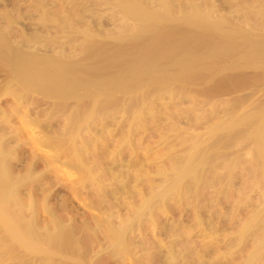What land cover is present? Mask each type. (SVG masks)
<instances>
[{
  "label": "bare ground",
  "instance_id": "1",
  "mask_svg": "<svg viewBox=\"0 0 264 264\" xmlns=\"http://www.w3.org/2000/svg\"><path fill=\"white\" fill-rule=\"evenodd\" d=\"M7 1L9 2L10 0H0V102L3 100L11 104L8 106L6 103L8 107L0 111V264H124L125 259L131 258L130 260H135V249L136 251L158 249V251H154L157 253L156 255H154V252L149 254V262H153V264H185L187 259L185 255H190L192 250L184 246L185 248L180 253L175 252L176 254H174L172 247H175L178 242V238L176 239L175 237L177 236H174V234L168 235V240L170 241L171 239L172 242L169 244L170 246L168 245L167 248H164L165 254L161 251L163 255L160 253L161 243L155 244V241L151 242L150 234L155 229L159 230L158 219L162 215L170 214L171 212L176 213L175 210H177L178 214H181L179 212H186L189 210L187 207H190L191 214H189L193 221L190 226H198V233L204 236L206 231H203V222H205V219L203 220L202 218L203 211L205 215H208L207 218H212L216 212L210 209L222 201L227 203V198L231 197V188L236 187L239 182L243 184H241L242 189L236 190V193H239L241 197H235L237 200L236 204L232 205V207L235 206L233 212L239 211L240 213V208L242 207L245 210L248 207H259L258 210L253 211L251 218H247L245 226L237 233L235 232L238 238V248L240 245L241 247L245 245L246 242L250 243L247 241L249 238L255 242L251 244L253 245L251 254L244 256L245 258L242 256L241 264H264V0H236L239 2L237 5L240 13L238 18L244 24L243 28L230 27L227 22L222 20V22L220 21L221 23L218 22L220 24H216L208 16L203 17V15V18L200 17L202 19L200 21L201 28H197L200 30L198 46H201V53L198 51V54H201L200 57H202V83H206L208 86L207 83L210 84L215 78L216 81L214 82H217L212 87L210 85L207 89L204 88V92H202L203 104L206 110L202 114L201 120H203L202 123L206 122L208 125L215 127L209 131V136L207 134L208 139L205 141L201 140L202 138H188V142H183L184 145L182 146H184V150L186 149L185 153L182 156L171 157L173 163L171 162L169 164L171 166L164 172L157 171V174H152V172L150 173L152 175L149 173H144V175L141 171V173L135 171L131 176L128 171L120 173V171L116 170V172L112 171V169H115L113 167L117 165L120 167H122L121 165H126L125 163L122 164L125 153L126 155L127 153L134 155L133 160L131 158L126 161L131 168L141 162L139 156H137L138 149H135L132 141L140 132L148 131L145 128L146 126L142 125L150 114L146 115V113H143V105L147 101L149 102L150 99L152 100L153 96L151 94L153 92H159L160 96L162 88L172 94L181 92V87V89L177 87L178 90L173 88L171 84L174 82L173 80L178 79L179 81L188 82L193 79L184 72L178 76H173L169 70V74L162 73L159 75L157 73L159 77L155 78L149 72L146 73L147 67L145 68V73L139 70L138 72L140 73H138L135 70V73L124 74L122 70L129 66L126 63H122L123 61L121 62L122 64L119 62L123 59V56L121 58L122 54L118 55L121 49L117 50L116 48L115 50L118 52H115H117L119 56L117 58H120V60L117 58H114V60H118L116 65L120 63L121 65H118L120 67L124 66V69L120 70L122 72L120 75L114 76L112 70L115 69L116 65L112 68L111 65L105 64L106 62L104 63L103 60L102 63H95L96 61L93 59L96 56L99 59V56H102L101 54L103 53V47L96 48L93 46L97 41H93L94 44L89 40V43H91L88 45V36L86 42L91 48H88V46H86L87 48L84 47L86 45L84 39H80V43L76 42L77 46H75L73 42L78 37L69 34L72 33V29L69 27L68 29L71 32L65 33L68 29L66 28L67 25L63 23L64 20L61 22L62 20H57V17L52 19V17L40 13L39 17H36L37 22L33 23L32 15L20 14L21 10L19 11V9L21 7L19 8V4L17 5L18 7H15L16 4H14V7L11 6L12 9H10L6 7ZM107 1L109 2L107 4L113 2L114 5H117V8L119 7L124 15L127 14L132 19L135 18L136 20H133L135 23L152 10L151 5L149 6L151 10L148 11L145 0L142 3L141 0H106L105 2ZM225 1H222L223 5L220 9L225 8L223 7L224 5H231V3L224 4ZM38 5L35 8L41 11V6ZM8 6H10L9 3ZM142 7L143 9H148L145 15H143L144 12L139 10ZM231 7L228 6V9L232 10ZM41 12L44 13V11ZM150 15L152 14L150 13ZM150 15H147L148 18ZM162 15H165L162 16L163 20L160 18L161 15L157 16V13L154 14L153 12L151 19H147L146 16L145 20L147 19V21L144 22L150 21L148 23H151L159 17L162 23H165L166 21L164 20L167 19V14L163 13ZM196 18L193 17V20H196ZM195 20L194 23L198 19ZM140 22L142 23V21ZM135 23L133 24L135 25ZM141 23L140 25L139 22L137 23L139 27L132 24V26L137 27V30L140 28L137 34L140 33L141 35L138 34L136 35L137 37L142 36L143 33L149 30L146 26H141ZM153 24L158 25L157 23ZM159 24L157 29H163L160 27L163 24ZM123 25L125 27L127 24ZM189 25L190 27L192 26L191 24ZM247 25L248 27L245 28ZM132 26L130 27L132 28ZM149 26L147 27L149 28ZM184 26L183 28H185ZM193 26H198V24H193ZM136 29L134 32H136ZM142 29L146 31L143 32ZM176 29L178 28H172V31L174 32ZM63 30L66 31L63 32ZM184 30L183 33L188 34V36L191 34L190 37L186 35L188 37L186 42L188 43L189 40L192 41L190 39L192 33H187L190 31L188 28ZM58 32L61 33L59 34ZM159 32L163 34L164 29ZM159 32L157 35L161 34ZM176 32L174 33L176 34ZM167 33L163 35L168 39L176 36L170 32L172 34L169 37L166 36ZM85 34L87 35V33ZM154 34L157 36L156 33ZM53 35L55 38L52 37ZM59 35H65L61 37L62 39L67 37L69 43H65L66 41L64 42L60 39ZM163 35L160 36L165 39ZM57 36L60 40L57 39ZM81 36L83 37V35ZM133 36L135 35L133 34ZM155 36L152 37L154 45L164 42ZM182 36H178V38L180 39ZM184 37H182V42ZM140 38V40L144 41L142 37ZM133 39L135 40L136 38L134 37ZM147 39L146 41H148ZM171 39L169 40L171 41ZM140 40L135 41L137 43ZM146 41H144V44H146ZM170 41L167 43L172 44L174 38ZM196 41V44H198V39ZM176 42L181 45L179 43L181 40H176ZM99 44L98 46H100ZM150 44L152 45L153 43ZM174 44L177 43H173V46ZM161 45L164 44L161 43ZM180 45L178 46L179 48ZM133 46H135V43ZM75 47H79L78 55ZM166 47L172 50V45L168 46L166 44ZM178 47L177 50L179 49ZM80 48L82 51H80ZM167 49L165 50L167 51L166 54L168 53ZM177 50L173 49V52H177ZM179 50V52L182 51L183 53L185 51V56H188L184 48V51L182 49ZM124 52L122 51V53ZM183 53L181 54L182 58L177 55L181 60L183 59L182 68L185 71L189 65L186 66L184 64L185 62L188 63V61H185L188 58ZM190 53L187 54L191 55ZM140 55L138 54V56ZM148 55L150 56V54ZM173 56L172 58L170 57L171 62L172 59L177 57L174 56L173 58ZM178 57L176 59L177 66L180 60ZM157 58L159 59V57ZM153 61L151 62L154 66L156 65L155 63H160L155 62L158 60H155L154 63ZM112 63L115 64V61L110 64ZM179 67L182 69L181 66ZM162 68L163 66H161ZM156 70H151V74H155ZM124 72L127 73L128 70H124ZM185 72L187 73V71ZM217 77L219 78L218 80ZM152 82L157 85L154 84L155 87L152 85L150 90L144 88L145 85L149 86L148 84ZM238 92H244L245 94L231 97L228 100L220 99L218 106L215 105V101L213 102L215 96L227 95L228 97ZM126 95H130L128 102L125 101ZM159 98L161 99V97ZM162 99L164 98L162 97ZM41 105L45 108L43 107V109L39 110V114H43L45 120L49 122V120L57 118V121L63 122V126H52L51 123L54 121L50 122V124H46L47 122L45 121L46 126H42L43 121L42 125H40L43 128L34 131L35 127L38 126H35L34 122L26 118L28 117L27 113L25 114L24 112L22 116L20 111L22 112L30 106L37 108ZM151 105L150 109H153L154 104L152 107ZM197 106L199 109L203 107V105L201 107L200 105ZM198 107L194 105L189 113L191 112L190 114H192L194 108ZM199 109H195V111L198 112ZM31 110L30 112L34 113L32 108ZM19 113L21 116L18 117L24 119L23 123L21 126H17V124L13 126L11 124V115H18ZM55 114H58V116L56 117ZM117 115L127 118L132 116V125L124 126L126 124L124 123L125 121L121 120L120 122L119 120L120 124L116 123L117 126H113L112 121L116 120L114 118L118 117ZM123 117L122 119H124ZM25 118L28 120H25ZM36 118L35 120L38 119ZM152 119L154 120V118ZM194 119L192 122H194ZM125 120L127 121L126 118ZM211 121L214 124H211ZM195 122L196 124L198 123L197 121ZM45 127L51 128L49 132L51 133L52 131V136L44 137L40 134H43L44 131L47 133V129H44ZM26 128L30 129L33 141L30 138H27L30 139V141H27L25 135V140L22 139L24 132L28 134ZM174 129L177 130V128ZM49 132L47 134L51 135ZM177 132L176 135L178 136L179 132ZM114 136H118V139L111 147V141ZM180 136L182 137V135ZM13 142L14 145H12ZM33 144L35 147H39L43 153L47 152L46 150L48 149V151H55V154L49 156V153H47L48 156L44 157L42 154L39 155V153H34L33 151V153H28V148L32 147ZM235 146H238L236 149L240 147L245 149L244 156L246 155L247 158L243 157L242 150L239 152L240 154L237 153L238 150L233 152V147ZM35 149L37 150V148ZM232 152L235 153L233 157L231 155ZM61 156L65 157V162H61V164L67 166L65 169L68 168V170L63 172L65 177L69 179L73 175L70 173L71 170H74L77 174L76 184L71 187L67 185L66 187L62 183V175H60L62 178L60 180L55 177V174L58 176L55 162H60ZM62 160L64 161V159ZM159 164L157 165L159 166ZM147 174L148 176L150 175L149 179L151 182L148 181L147 177H143ZM151 176L154 179L156 177L159 179L158 183L154 182L156 179L153 181L155 186L152 185L151 179L153 178ZM148 182L151 183V186ZM61 192L64 197L60 196L63 195ZM71 196L77 200V203L82 202V206L86 208L87 212L94 209L98 212V215L90 211L93 215L89 212V215L84 211L80 212V208L77 207L78 204L77 206L75 205L76 203H74L76 207L74 205V207H67L69 203H72ZM208 196L210 197L208 198ZM55 208H57L56 211ZM165 217L167 216L165 215ZM222 217H219V219H222ZM168 221L170 222V220ZM190 226L186 227L189 231L192 229ZM151 227L153 229H150V231L149 228ZM172 236L176 240L170 238ZM226 245H228L226 248L236 246L230 241ZM195 248L198 249V247ZM235 250L237 251L238 249ZM210 251L208 248H205V250L201 249V252L195 253L194 256L192 254L193 258L188 256L187 262L192 258L189 261L190 263L195 260L198 264H205V257ZM193 252L195 251L193 250ZM103 254L106 255L105 259H109L105 260V262L110 261L109 263H102L100 259L103 258L100 257ZM153 255L156 256V259Z\"/></svg>",
  "mask_w": 264,
  "mask_h": 264
},
{
  "label": "rangeland",
  "instance_id": "2",
  "mask_svg": "<svg viewBox=\"0 0 264 264\" xmlns=\"http://www.w3.org/2000/svg\"><path fill=\"white\" fill-rule=\"evenodd\" d=\"M95 1V2H94ZM102 1V2H101ZM106 0H10L8 3H9V5L10 6H8V3H7V5H6V7L8 8H10V9H12V7H14V4H16L15 5V7H18L19 6V11H20V14H22V15H26V16H30V15H32L31 17H33V19H34V22L33 23H35V22H37L36 20H37V18L39 17V15H40V13L41 14H44V15H47V16H49V17H52V19L54 18V17H57V20L58 19H61V20H59V21H61V22H63V20H64V22L63 23H65V25H67V29H68V27L69 28H71L72 29V33H69V34H71V36L73 35H75L76 37H78L76 40H75V42H73V43H75V46H77V43H80V39H84L85 40V42H86V40H87V38H88V36H89V38H88V45L91 43H89V40L90 41H92V43H94V42H96V44L95 45H93L94 47H96V48H98V47H103V53L101 54L102 56H99L100 58L98 59V57L96 56L95 58H93L94 60V62L95 63H102L103 61H104V63L105 64H109V65H111L112 66V68H114L115 67V65H116V62H118V60H114V58H117V57H119L121 54V58H122V56H123V59H121V61H119L120 63L122 62V63H126L127 64V66H129L128 68H125L124 69V66L122 67H120L119 65H121L120 63H118L117 65H116V67H115V69L116 68H118L119 69V71H118V69H113V70H115V71H113L112 70V72L114 73L113 75L114 76H118V75H120V73H122L120 70L121 69H124L125 71L126 70H128V72L127 73H125L124 72V70H122L123 71V73L124 74H129V73H135V70L138 72V70L140 71V72H143V73H145L144 71H146V67H147V72L146 73H148L149 72V74L151 75V76H153V77H159V75L160 74H162V73H164V74H169L170 72V74L171 75H173V76H178L180 73H182L183 74V72L186 74V75H189V77H191V79H193V80H190V81H188V82H185V81H182V80H173L172 82L173 83H171L172 84V86H173V88H175V89H177L178 90V88H182V91L181 92H179V93H171V92H169L168 90L166 91V89H164V88H162L161 89V92H160V96H159V92H156V93H152L151 95L153 96V97H155L154 99H153V97H152V100L150 99L149 100V102L147 101L146 103H145V105L147 104V106H145V105H143V113H146V115L147 114H150V115H148V120H147V118L143 121V125L142 126H146L145 128H146V130H148V131H146V132H144V133H142V132H140L139 134H137L134 138V140L132 141V145L133 146H135V149L137 148L138 150H137V156H139V158H140V160H141V162H140V164H137V166L135 165H133V168H131L130 166H129V164H128V162L126 163V161H128V159H131V160H133L134 158V155H129L128 153H127V155H126V153H125V155H124V157H123V159H122V164H126V165H121L122 167H120V166H114L113 168H115V169H112V171H120V173L122 172V173H126V171H128V173L130 174V176L132 175V173H134L135 171L136 172H142V174H144V173H152V174H154V173H156L157 171H161V172H164L165 170H167L171 165H169V164H171V162L173 163V161H172V158H175V156H179V155H183L185 152L184 151H186V149L184 150V146H182V145H184L183 144V142L184 143H186V142H188L189 141V139H194V138H202L201 140H207L208 139V136H209V131L212 129V128H214L215 126H210V124L208 125V123H206V122H204V123H202L203 122V120H201L202 119V114L204 113V111L206 110V108L204 107V104H203V102H204V99H203V96H202V92H204V88L205 89H207V87L208 86H210V87H212L215 83H217V82H214V81H216V78L213 80V82H210V84L209 83H207L208 84V86L206 85V83L204 84V83H202L203 82V80H202V57H200L201 56V54H198L199 52L198 51H200V48H201V46L199 47L198 45H199V42H200V36H199V32H200V30H199V28H197V27H200L201 26V24H200V21H202V19H200V17L201 18H203V17H206V16H208L209 17V19L212 21V22H216V24H220L222 21H224V22H227L228 24H229V26L230 27H238V28H240V27H242L243 28V26H244V24L241 22V20L238 18V16L240 15V13L238 12L239 11V8H237V5L239 4V0L238 1H236V0H226L225 1V3L224 4H230L231 3V5H228V6H232L231 8H232V10H234V11H232V10H229L228 9V6L227 5H224L223 7H225V8H223V9H220V7L223 5L222 4V1L223 0H145L147 3H146V7L149 9H143V7H142V9H139L140 11H142V12H144V14L143 15H145V12L148 10V11H150L151 10V8H152V10H153V12H154V14H156L157 13V16H160L161 15V17L160 18H162V20L164 19L162 16H165V15H162L163 13H165V14H167V19L166 20H164V21H166L165 23H162V21L159 19V17L157 18V19H155L153 22H151V23H148V22H150V21H148V22H144V21H147V19H151L150 17L153 15V12H152V10H151V12H148L149 14H147L146 13V16L147 15H150V13L152 14V15H150V17L148 18V16L146 17L147 19L145 20V17L144 18H142L140 21H142V23L140 22V21H138L139 22V25H140V23H141V26H146V28L147 29H149V30H147L146 28V30L144 29H142L143 30V32H148V33H143L142 34V36H140V37H142V39H144V41H146V38H148L147 40L148 41H146V44H144L145 42L144 41H142V40H140L141 38L138 36H136V35H141L140 33H138L137 34V31H140L139 29L137 30L136 28L137 27H134L135 25H137L138 27H139V25L137 24V23H135V21H133V20H136L135 18L134 19H132V17L130 18L127 14L126 15H124V13H122V11H121V9H119V7L117 8V5H114L113 4V2L112 3H110V4H107V3H109L108 1L107 2H105ZM18 2V3H17ZM21 2V3H20ZM142 2H144L143 0H141V3ZM220 2V3H219ZM97 3V4H96ZM104 3V4H103ZM19 4V5H18ZM39 4V5H38ZM41 4V5H40ZM145 4V3H144ZM143 4V5H144ZM148 4V5H147ZM18 5V6H17ZM36 5H38V6H41V11H44V13L43 12H41L39 9H37V8H35V7H37ZM113 5V6H112ZM152 5V7L150 8L149 6H151ZM12 6V7H11ZM227 6V7H226ZM219 7V9H217ZM131 8V7H130ZM230 8V9H231ZM236 8H237V10H236ZM1 9V8H0ZM9 9V10H10ZM117 9V10H116ZM125 9H127V8H125ZM8 10V9H7ZM130 10V9H129ZM131 10H132V8H131ZM219 10V11H218ZM227 10H229V12H227ZM34 11V12H33ZM37 11V12H36ZM126 11V10H125ZM36 12V13H35ZM46 12V13H45ZM156 12V13H155ZM220 12V13H219ZM238 12V13H237ZM24 13V14H23ZM37 13H39V14H37ZM119 13V14H118ZM161 13V14H160ZM197 15H196V14ZM226 13H227V16H226ZM234 14V15H232V14ZM129 14V13H128ZM198 14H200V15H198ZM229 14H231V15H229ZM239 14V15H238ZM55 15V16H54ZM67 15V16H66ZM204 15V16H203ZM225 15V16H224ZM229 15V16H228ZM61 16V17H60ZM128 16V17H127ZM203 16V17H202ZM37 17V18H36ZM126 17V18H125ZM193 17L194 18H196V20H197V22H195L194 23V20H193ZM36 18V19H35ZM94 18V19H93ZM92 19H93V21H92ZM72 20V21H71ZM78 20L80 21L79 23H78ZM123 20H126V21H123ZM193 20V21H192ZM195 20V21H196ZM222 20V21H221ZM77 21V22H76ZM168 21V22H167ZM221 21V22H220ZM231 21V22H230ZM233 21V22H232ZM28 22V21H27ZM26 22V23H27ZM69 22V23H68ZM127 24L125 27H124V25L122 24ZM125 22H127V23H125ZM143 22H144V24H143ZM218 22H220V23H218ZM223 22V23H224ZM62 23V24H63ZM74 23V24H73ZM77 23V25H75ZM121 23V24H120ZM133 23H135V25L133 24ZM153 23H157L158 25L156 26V24H153ZM159 23H161V24H163V25H161L160 27H162L163 29H164V32H163V34H166L167 32L168 33H170V32H172L173 34H175L174 32H182L183 33V31H185L184 29H186V28H188L189 30V32H187V33H192V36H191V38L190 39H192V41L191 40H189V42L187 43L186 41H188V40H186V39H188V37H190V35L191 34H189V36H188V34H186V33H177L176 32V36H174V37H172V39L174 38V42L172 41V39H171V34L172 33H170V34H168L167 33V35L166 36H169L170 38L169 39H171V41H172V44L170 43H167L168 41H170L168 38H166L161 32H159V31H163V29H161V30H159V29H157L158 27H159ZM185 23H186V25H185ZM187 23H188V25L189 24H191L192 26H193V24L194 25H196V24H198V26H191L190 27V25L188 26L187 25ZM227 23H225V24H227ZM232 23V24H231ZM238 23V24H237ZM241 23V24H240ZM79 24V25H78ZM132 24L134 25V26H132ZM231 24V25H230ZM129 25V26H128ZM150 25V26H149ZM165 25V27H163ZM185 25V26H184ZM127 26H128V28H127ZM130 26H132V28L130 27ZM147 26H149V28L147 27ZM170 26V27H169ZM173 26V27H172ZM183 26L185 27V28H183ZM152 27H153V29H152ZM168 27V28H167ZM178 28L179 29V31H178V29H176V31L174 30V32L172 31V28ZM194 27H196V28H194ZM248 27V25L245 27V28H247ZM126 28V29H125ZM151 28V29H150ZM170 28H171V31H170ZM201 28V27H200ZM86 29H88V30H86ZM134 29V30H133ZM135 29H136V32H134L135 31ZM195 30V29H197V30H195V31H193V30ZM153 30H155L154 32H152ZM181 30V31H180ZM66 31V30H65ZM64 30H63V32H65ZM82 31V32H81ZM89 31V32H88ZM122 31H124V32H122ZM62 32V33H63ZM68 32H71V30L70 29H68V31L67 32H65L66 34L68 33ZM77 32H79V33H77ZM133 32V33H132ZM151 32V33H150ZM158 32L159 33H161L160 35H163V38L165 37V39L167 40L166 42H165V39H162V36H160V35H157L158 34ZM166 32V33H165ZM59 34L61 33V32H58ZM85 33H87V35L85 34ZM119 33H121V34H123V35H119ZM142 33V32H141ZM153 33V34H152ZM154 33H156V35L157 36H155V34ZM64 34V33H63ZM131 34H132V36H131ZM133 34L135 35V36H133ZM180 34V35H179ZM50 35H52V33H50ZM54 35H56V33H54ZM54 35L52 36L53 38H55L54 37ZM81 35H83V37L81 36ZM119 35V36H118ZM155 36V37H159L161 40L160 41H164V42H159V46L156 44V45H154V42H153V36ZM182 35H184V36H186V37H184V36H182ZM62 36V35H61ZM60 35H59V37H60V39H62V37H64L65 35H63L62 37H61ZM67 36H69V35H67ZM118 36V37H117ZM131 36V37H130ZM144 36V37H143ZM151 36V37H150ZM178 36H182V37H184V40H183V42H184V44H183V42H182V37H180V39L178 38ZM50 39H52L50 36H48ZM58 37V36H57ZM59 37L57 38V39H59ZM135 37L136 39V41L137 40H140V42H139V44L138 45H136L137 43H136V41L133 39V38ZM176 37V38H175ZM74 38V37H73ZM86 38V39H85ZM131 38V39H130ZM139 38V39H138ZM195 38H197L198 39V44H196V40H195ZM59 39V40H60ZM65 39V40H64ZM64 39H62L65 43H69V41H67L68 39H67V37L66 38H64ZM94 39H96V40H94ZM122 39V40H121ZM79 40V41H78ZM83 40V41H84ZM133 40V41H132ZM176 40L178 41H180L181 40V42H179V43H181V45L180 44H178V42H176ZM195 40V41H194ZM83 41H81V42H83ZM94 41V42H93ZM121 41V42H120ZM135 41V42H134ZM150 41V42H149ZM170 41V42H171ZM62 42V41H61ZM63 42V43H64ZM77 42V43H76ZM100 43V44H99ZM130 43V44H129ZM133 43V44H132ZM134 43H135V46H133L134 45ZM141 43V44H140ZM143 43V44H142ZM150 43H153L152 45L150 44ZM161 43L162 44H164V45H161ZM173 43H177V44H174V46H173ZM192 43V44H191ZM193 43H195L194 45H193ZM83 44H85V43H83ZM98 44L100 45V46H98ZM166 44L168 45V46H170V45H172V47H171V49L172 50H170L169 49V47H168V49H167V47H166ZM81 45H82V43H81ZM87 45V42H86V45H84V47H86V46H88ZM91 45V46H92ZM177 45V47L180 45V48L179 49H182L183 50V48H184V50H186V55H188L187 57L185 56V51H184V56L186 57V58H188V59H186L185 61H188V63L187 62H185L184 64H186V66H188L187 67V70H185V71H187V73L185 72V71H183V59L181 60L179 57H181L182 55V53L181 52H179L180 50L178 49L177 50V47H175ZM186 45V46H185ZM79 46V45H78ZM122 46V47H121ZM127 46V47H126ZM182 46V47H181ZM80 47V46H79ZM79 47H75V50H76V48H77V53H76V51H75V53L78 55L79 54V51H78V49H79ZM82 47H83V45H82ZM81 47V48H82ZM84 47H83V49H84ZM90 46H88V48H89ZM106 48V50H105V48ZM110 47H112V48H110ZM119 47V48H118ZM139 49H138V48ZM142 47V48H141ZM156 47V49H154ZM161 47V48H160ZM165 47V48H164ZM198 47V48H197ZM81 48H80V51H82L81 50ZM87 48V47H86ZM91 48V47H90ZM115 48L117 49V50H122V51H125L124 53H122V51L120 50L119 52H120V54L118 53V55H117V50H115ZM133 48H134V50H133ZM186 48V49H185ZM195 48V49H194ZM102 49V48H101ZM137 49V50H136ZM153 49V50H152ZM168 50V53L166 54V52L167 51H165V50ZM173 49H175V51L177 50V52H173ZM188 49V50H187ZM197 49V50H196ZM111 50H113V51H111ZM151 50V51H150ZM169 50H170V54H169ZM115 51H117V52H115ZM159 51V52H158ZM164 51V52H163ZM111 52V53H110ZM115 52V53H114ZM191 52V53H190ZM110 53V54H109ZM112 53H113V55H112ZM171 53H172V55H171ZM178 53H181V54H178ZM187 53H190L191 55H189V54H187ZM200 53H201V51H200ZM80 54H82V52H80ZM109 54V55H108ZM124 54V55H123ZM138 54L140 55V56H138ZM148 54H150V56L148 55ZM179 55V57H178V55ZM107 55V56H106ZM151 55H153L152 57H151ZM159 57V59L156 57ZM168 55V56H167ZM170 55V56H169ZM177 56L180 60H179V62H178V66H177V57L176 58H174V56ZM127 56V57H126ZM172 56H173V58L175 59H172V62H174V63H172L171 62V58H172ZM139 57V58H138ZM150 57V58H149ZM171 57V58H170ZM113 58V59H112ZM145 58V59H144ZM153 58V59H152ZM154 58H156V59H154ZM182 58V57H181ZM184 58V57H183ZM190 58V59H189ZM109 59V60H108ZM113 61H112V60ZM117 59H119L120 60V58H117ZM126 59V60H125ZM143 59V60H142ZM170 59V60H169ZM103 60V61H102ZM139 60H140V63H141V61H142V63L144 62V64H142L143 66L144 65H146V66H144V68H143V66L139 63ZM155 61V60H158V61H155V62H160V63H155L156 65H158V66H154V65H152V62L151 61ZM190 60V61H189ZM115 61V64H110L111 62H114ZM126 61V62H125ZM128 61H129V63H128ZM150 61V62H149ZM154 61H153V63H154ZM176 61V62H175ZM150 63H151V65H150ZM123 64V65H124ZM140 64V65H139ZM170 65V66H169ZM175 67H174V66ZM119 66V67H118ZM127 66H125V67H127ZM150 66V67H149ZM153 66V67H152ZM161 66H163V68L161 69ZM165 66V67H164ZM179 66H181V68L182 69H180V67ZM177 67H179V68H177ZM154 68V69H153ZM175 68H176V70H175ZM142 69V70H141ZM148 69H149V71H148ZM153 71V70H156L157 72H155V74H151L152 72H151V70ZM180 70V72H178L179 70ZM161 70H163V71H161ZM166 70V72H164ZM170 72H169V71ZM117 71V72H116ZM131 71V72H130ZM182 71V72H181ZM140 72H138V73H140ZM178 72V73H177ZM111 73V72H110ZM159 75H158V74ZM112 74V73H111ZM125 76V75H124ZM125 77H127V76H125ZM192 77H194V78H192ZM219 78L217 77V80H218ZM181 83H179V82ZM153 83V84H152ZM151 84H148L149 86H147V85H145V89H148V90H150V89H152V85H153V87H155V85H157V84H155L154 82H152ZM174 83H175V85H174ZM213 83V84H212ZM155 84V85H154ZM177 84H179V85H177ZM177 85V86H176ZM206 85V86H205ZM147 86V87H146ZM174 86H176V87H174ZM135 87V86H134ZM149 87V88H148ZM178 87V88H177ZM215 87V86H214ZM180 88V89H181ZM184 89V90H183ZM140 90V89H139ZM181 93V94H180ZM183 93V94H182ZM244 93V92H243ZM243 93H240V92H238L237 94H235V95H232V96H228L227 97V95H225V96H215L214 97V100H213V102L215 103V105L216 106H218L219 105V103H220V99L222 100V99H224V100H228L229 98H231V97H235V96H239V95H241L242 96V94ZM156 94H157V96H156ZM176 94V95H175ZM179 94V95H178ZM245 94V93H244ZM243 94V95H244ZM150 95V96H151ZM182 95V96H181ZM117 96H119V94H117ZM128 96V97H127ZM161 97V99L159 98V97ZM179 96V97H178ZM187 96V97H186ZM191 96V97H190ZM157 97V98H156ZM162 97L164 98V99H162ZM165 97H166V99H165ZM185 97V98H184ZM151 98V97H150ZM130 99V95H126L125 96V101L126 102H128V100ZM156 99H158V100H156ZM196 99V100H195ZM154 100V101H153ZM177 100V101H176ZM182 100V101H181ZM152 101V102H151ZM171 101V102H170ZM173 102V103H172ZM200 102V103H199ZM8 104V106H10L11 104H9V102H7V101H3L2 100V102H0V111H1V109L2 110H5L8 106H7V104ZM154 105H153V104ZM199 103V104H198ZM152 104L153 105V107H152V105H151V107L153 108V109H150V105ZM167 104V105H166ZM2 105V106H1ZM194 105L196 106V107H198L197 105H200V107L203 105V107L201 108V109H199V107L198 108H194V111H195V109H199L198 110V112L197 111H193L192 112V114H190L189 113V111H191L190 109L191 108H193L194 107ZM167 106H168V108H167ZM43 105H41V106H38L37 108H34V106H30L29 108H27L26 110L24 109V111H20V113H21V115L23 116L24 115V112H25V114L27 113V116L28 117H26V118H28L30 121H32V122H34L36 125L35 126H40V125H42V123H43V121H44V123H43V125L42 126H46L45 125V123L46 124H50V122H56L55 124H54V122L53 123H51L52 124V126H63V122H60V121H57L56 119H53V120H49V122L47 121V120H45V116L43 117V114L41 115V113L39 114V110H41V109H43ZM155 107V108H154ZM31 108L33 109V112L35 113H31L32 112V110H31ZM45 108V107H44ZM145 108H146V110L148 111V113H147V111L145 110ZM149 108V109H148ZM36 109V110H35ZM160 109V110H159ZM22 110V109H21ZM30 110H31V112H30ZM155 110V111H154ZM201 110H202V112H201ZM35 111H37V112H35ZM161 111V112H160ZM188 111V112H187ZM149 112H153V113H149ZM156 114H155V113ZM20 113L18 114V115H11V124H13V126L15 125V124H17V126H21L22 125V123H23V120L24 119H21V117H18V116H21L20 115ZM159 113V114H158ZM161 113V114H160ZM181 113H183L182 115H181ZM38 114H39V116H38ZM195 114V115H194ZM30 115H34V116H30ZM41 115V116H40ZM56 115V114H55ZM60 115V114H59ZM151 115H152V117H151ZM158 115H161V116H158ZM17 116V117H16ZM36 116H37V118H36ZM58 116V114L56 115V117ZM118 116V115H117ZM144 116H145V114H144ZM154 118V120L152 119L151 120V118ZM154 116V117H153ZM187 116V117H186ZM196 116H197V118H196ZM199 116V117H198ZM201 116V117H200ZM31 117V118H30ZM122 117L123 116H118V117H115L114 119H116V120H114V121H112L111 123L113 124V126H117V124L116 123H118V124H120L119 123V120H120V122H121V120H124L125 122L124 123H126V124H124V126L126 125V126H129V125H132L131 123H132V116L130 117V116H128V118L127 117H123L124 119H122ZM156 117V118H155ZM194 117H195V119H194ZM19 118V119H18ZM25 118V120H28V119H26ZM35 118L38 120V122H37V120H35ZM53 118H54V116H53ZM125 118L127 119V121L125 120ZM145 118V117H144ZM158 118V119H157ZM191 118H193L194 119V122H192L193 121V119H191ZM198 118H199V121H198ZM14 119H16V120H14ZM19 120V121H18ZM151 120V121H150ZM36 121V122H35ZM46 121V122H45ZM116 121V122H115ZM148 121H150V122H148ZM195 121H197L198 123L196 124V122ZM39 122H41V123H39ZM115 122V123H114ZM147 122V123H146ZM154 122V123H153ZM194 123V124H193ZM210 123V122H209ZM128 124V125H127ZM206 124H207V126H206ZM211 124H214L212 121H211ZM16 126V125H15ZM48 126V125H47ZM51 126V125H50ZM110 126V125H109ZM112 126V125H111ZM35 127V129H34V131H36V129H41V128H43V127ZM53 128V127H52ZM55 129H56V127H54ZM148 128V129H147ZM174 128H177V130L176 129H174ZM46 131H47V133L49 132V130L51 129V128H48V127H45L44 128ZM37 130V131H38ZM52 130H54V129H52ZM26 131H27V133L29 134H26V132H24L25 134H23V137H22V139H24L25 140V136H26V139L27 138H30L32 141H33V139L31 138L32 137V133H31V131H30V129L29 128H26ZM175 133H174V132ZM176 131H178L177 133H178V136L176 135ZM42 132H43V130H42ZM45 132V131H44ZM43 132V134L42 133H40L41 135H43L44 137H50V136H52L53 135V133H52V131H51V135H49V134H47L46 132L44 133ZM207 134H208V136H207ZM25 135V136H24ZM49 135V136H48ZM180 135H182V137L180 136ZM207 136V137H206ZM115 137V138H114ZM113 138H112V141H111V147H113L112 146V144L114 145L115 144V141L118 139L117 137L118 136H114ZM204 137V138H203ZM189 138V139H188ZM30 139H27V141H30ZM182 140V141H181ZM12 145H14V142H13V144ZM238 146H235V147H233L234 149H233V152H234V150H238V152L237 153H239V152H241V150L243 151V152H241V153H243V157L244 158H247V156L245 157L244 156V153H245V149H243V148H239V149H236ZM34 148H37V150L35 149L34 150ZM111 149V148H110ZM232 149V148H231ZM230 149V150H231ZM170 150V151H169ZM39 153V155L40 154H42L44 157L47 155L48 156V154L47 153H49V156H53L54 154H55V151H51V150H49L48 151V149L46 150L47 152H45V153H43L42 152V150L39 148V147H35L34 146V144L32 145V147H29L28 148V150H27V152L28 153ZM36 151V152H35ZM232 152V157H233V155H235V153H233ZM175 153V154H174ZM179 153V154H178ZM240 154V153H239ZM42 155H41V157H42ZM46 156V157H47ZM172 157V158H171ZM62 159H64V161L62 160ZM124 161V162H123ZM130 161V160H129ZM162 161V162H161ZM61 162H65V157L63 158V156H61V160H60V162L59 161H57V163L55 162V168L57 169V175L58 176H56V174H55V177H57V178H59V180L60 179H62L61 181H62V183H64L65 184V186L67 185L68 187H71V186H73V185H75L76 184V178H77V174H76V172L73 170H71L70 171V173L71 174H73L69 179H68V177H65V175L63 174V172H64V170L66 171V170H68V168L67 169H65L67 166H63V164H61ZM159 162H160V164H159ZM59 164H61L60 166H59ZM127 164H128V166H127ZM157 164H159V166L157 165ZM162 164V165H161ZM64 168H63V167ZM128 168H127V167ZM132 166V165H131ZM58 167V168H57ZM63 169L62 171H61V168ZM130 167V168H129ZM165 168V169H164ZM160 169V170H159ZM239 169V168H238ZM123 170V171H122ZM125 170V171H124ZM116 171V172H117ZM238 171H240V170H238ZM60 172V173H59ZM140 172V173H141ZM119 173V172H118ZM152 174H150V175H152ZM157 174V173H156ZM60 175H62V178H61V176ZM76 175V176H75ZM145 175V174H144ZM149 175V176H150ZM60 176V177H59ZM148 176V174L146 175V176H143V177H147V179H148V181H150V177ZM53 177H54V175H53ZM152 177V176H151ZM153 179H151L152 180V185H154L155 183H153V181L154 182H159V179H158V177H156L155 179H154V177H152ZM73 179V180H72ZM64 181V182H63ZM151 182V181H150ZM150 182H148L149 183V185L151 186V183ZM147 183V184H148ZM156 183V184H157ZM238 183V182H237ZM242 183H238V184H236L235 186L238 188H236V187H233V189L231 188V197H228L227 198V203L225 202V201H222V202H220L217 206H214L212 209H210V210H214L215 212V215L212 217V218H210V217H208V218H210V219H212L211 221H210V219H208L207 218V214L205 215V213H204V211H203V215H205V216H203L202 215V218H203V220L205 221V222H203L204 224H203V226H204V229H203V231H206V236L204 235V236H202V235H200V233H198V231L197 230H199V227L198 226H196V227H194V226H190V225H192V223H193V221L191 220V210H190V207H187V209L189 208V210H187L186 212H179V213H181V214H178V212H177V210H175L176 211V213L174 212H171L172 214H174V215H172L171 213L169 214H165L167 217H165V215H162L161 217H160V219H158V226H159V224H160V226L158 227L159 228V230L158 229H155V230H153L152 231V234H150V237L152 238V239H150L151 240V242L152 241H155L154 243L155 244H159V243H161L160 245H161V250H160V253H161V251H163L162 253H164L165 254V252H164V248L166 247L167 248V246L172 242L171 241V239H170V241L168 240L169 238V236L171 235V234H174V236H177V237H175L176 239L178 238V242H177V244L175 245V247L173 246L172 247V250L174 251H172L174 254H176V253H180V251L182 250V249H184L185 247L184 246H187L186 248L188 249L189 248V250L191 249L192 251H191V253H190V255H185L186 256V258L187 259H189L188 258V256L189 257H192V254H193V256L195 255V253H199V252H201V249L202 250H205V248H208L209 249V251L211 250V248H212V250L208 253V254H212V255H206V257H205V261L207 262H205V264H241V260L243 259V258H245L246 256H249L250 254H251V252L253 251L252 249V247H253V245H251V244H254L255 242L254 241H252V239H248L247 241L248 242H250V243H247L246 242V244L245 245H242V247H241V245L239 246V248L237 247V243H238V238H237V236L235 235V232L237 233L243 226H245V224L247 223V218H251V215H252V213H253V211H256V210H258V208L259 207H257V209H256V207L254 208V207H248V208H246V210L242 207V208H240V213H239V211L238 212H233V208L235 207V206H233L232 207V205H235L236 204V200L237 199H235V197H241V195L239 194V193H236V190H239V189H242L241 187H242V185H241ZM241 185V186H240ZM66 186V187H67ZM155 186V185H154ZM236 193V194H235ZM61 194H63L62 192H61ZM239 194V195H238ZM206 195V194H205ZM208 195V194H207ZM229 195H230V193H229ZM228 195V196H229ZM60 196H63L64 197V194L63 195H60ZM234 196V197H233ZM210 196H208V198H209ZM60 198H62V197H60ZM59 198V199H60ZM71 198H72V200H71V202L72 203H69V205H67V207H74L75 205L77 206V204H78V208H80V212H82V211H84V212H86V213H88L90 210H88V212L86 211V208L85 207H83L82 206V202L80 203V202H78L77 203V200L76 199H74L73 198V196H71ZM234 199V200H233ZM75 200H76V202H75ZM233 202H232V201ZM229 201V202H228ZM231 201V202H230ZM74 203H76L75 205H74ZM80 203V204H79ZM71 204V205H70ZM74 205V206H73ZM75 206V207H76ZM231 208V209H230ZM52 209H54V208H52ZM57 210V208H55V211ZM54 211V210H53ZM190 211V212H189ZM90 212H94L96 215H98V212H96V210H94V209H91V211ZM89 212V213H90ZM89 213H88V215H89ZM190 213V214H189ZM206 213H208V212H206ZM91 214V213H90ZM94 214V215H95ZM218 214V215H217ZM91 215H93V213L91 214ZM180 215H181V217H180ZM185 215V216H184ZM187 215V216H186ZM189 215V216H188ZM209 215H210V212H209ZM217 215V216H216ZM222 217V219H219V217ZM190 217V218H189ZM226 217V218H225ZM215 218V219H214ZM165 219V220H164ZM189 219V220H188ZM206 219H208V220H206ZM168 220H170V222L168 221ZM190 220H191V222H190ZM215 220V221H214ZM230 220V221H229ZM175 221V222H174ZM183 221V222H182ZM168 222V223H167ZM189 224H188V223ZM229 222V223H228ZM231 222V223H230ZM175 226H174V225ZM220 224H222V225H220ZM229 224V225H228ZM187 225V226H186ZM188 226H190V227H192V229H190V231L189 230H187L188 228H186V227H188ZM193 227H194V229H193ZM165 228H167V229H165ZM150 229H153L152 227L151 228H149V230ZM186 229V230H185ZM207 229V230H206ZM211 230V231H209V230ZM162 230H163V233H162ZM164 230H170V231H164ZM151 231V230H150ZM183 231H186V232H183ZM190 233H189V232ZM190 234H188V233ZM218 232V233H217ZM168 233V234H167ZM192 233V234H191ZM196 233H197V235H196ZM166 234V235H165ZM184 234H186L185 236H184ZM208 234V235H207ZM169 235V236H168ZM181 236V237H180ZM167 239H166V238ZM184 237V238H183ZM170 238H173V239H175L173 236L172 237H170ZM182 238V239H181ZM188 238V239H187ZM215 238V239H214ZM217 238V239H216ZM175 239V240H176ZM185 240V241H184ZM251 240V241H250ZM160 241V242H159ZM218 241V242H217ZM233 242V244H235L236 246H230V248H226V247H228V245H226L228 242ZM181 242V243H180ZM254 242V243H253ZM153 243V242H152ZM179 244V245H178ZM195 245V246H194ZM170 246V245H169ZM183 248H182V247ZM206 246V247H205ZM221 246V247H220ZM224 246V247H223ZM245 246V247H244ZM195 247H198V249L197 248H195ZM236 247V248H235ZM158 248V247H157ZM163 248V249H162ZM175 248V249H174ZM235 249H238L237 251L235 250ZM146 250V251H145ZM143 249V250H141V251H136V249L134 250V253H135V260H130L131 258H128V259H125L124 261V264H153V262H149L150 261V258H149V254H151L150 252H154V251H158V249L157 250H155V249H153V250H151V251H147V249ZM166 250V249H165ZM193 250L195 251V252H193ZM200 250V251H199ZM213 250H214V252H213ZM235 250V252H233ZM143 251V252H142ZM178 251V252H177ZM137 252V253H136ZM176 252V253H175ZM190 252V251H189ZM193 252V253H192ZM214 254H213V253ZM240 252V253H239ZM245 252V253H244ZM161 253V254H162ZM231 253H232V255H231ZM235 253H236V255H235ZM243 253V254H242ZM136 254H137V256H136ZM157 253H155L154 252V255H156ZM234 254V255H233ZM245 254V255H244ZM153 255V257L155 258L156 256H154ZM163 255V254H162ZM231 255V256H230ZM238 256H239V258H238ZM242 256H243V258H242ZM245 256V257H244ZM105 257H106V255H101V257L100 258H103V259H100V260H102V263H109L110 261H106L105 262V260H107L108 258H106L105 259ZM108 257V256H107ZM158 257V256H157ZM213 259H212V258ZM235 257V258H234ZM162 258H163V256H162ZM193 258V257H192ZM192 258H190L191 260H192ZM156 259V258H155ZM187 259L185 260V264H189L190 262L189 261H191V260H189L188 262H187ZM109 260V259H108ZM128 260V261H127ZM148 260V261H147ZM194 260V259H193ZM111 262H113V261H111ZM131 262V263H130ZM133 262H135V263H133ZM214 262V263H213ZM195 264L196 263V261L194 260V261H192L190 264ZM184 264V263H183ZM196 264H198V263H196ZM204 264V263H203Z\"/></svg>",
  "mask_w": 264,
  "mask_h": 264
}]
</instances>
